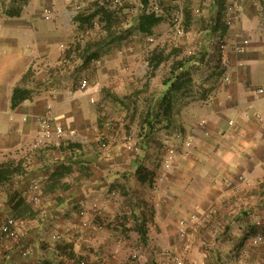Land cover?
I'll return each mask as SVG.
<instances>
[{"label": "crops", "instance_id": "crops-1", "mask_svg": "<svg viewBox=\"0 0 264 264\" xmlns=\"http://www.w3.org/2000/svg\"><path fill=\"white\" fill-rule=\"evenodd\" d=\"M22 1L25 6L2 5L0 12V162L21 168L9 186H0V213L18 222V239L0 236V264H56L65 253L92 264L97 257L131 264L124 251L111 256L118 242L136 246L138 264H162L178 253L184 264H264V241L251 242L255 222H264V94L255 93L264 88V0H241L229 27L222 22L223 0H181L182 36L165 20L161 7L168 0H121L115 9L108 0ZM153 4L161 20L150 33L141 31L138 18ZM43 6L53 9L48 20L42 17ZM102 6L116 23H106L98 10ZM187 10L197 17L188 18ZM91 13L92 24L97 23L79 27L77 15ZM218 33L231 44L239 36L249 39L241 54L229 51L226 84L217 82L219 53L209 40ZM60 44L71 45L72 51ZM154 50L168 59L150 74ZM198 50L202 58L185 64L192 67L188 91L170 92L171 116L153 128L145 125V115L164 111L171 61ZM93 58L102 64L91 63ZM83 77L88 85L80 89ZM15 87L26 93L12 105ZM47 105L63 134L33 148L35 118ZM128 127L137 133V152L121 145ZM175 133L190 146L174 140ZM103 138L105 150L99 147ZM167 138L177 152L153 191ZM67 143L79 147L71 151ZM35 179L40 186L32 201L28 195ZM94 204L110 221L102 231L80 226L82 220H98ZM194 213L205 215L206 222L190 220ZM181 219L187 250L178 234ZM124 227L128 230L121 232ZM56 233L60 237L52 239ZM21 249L26 256L21 257Z\"/></svg>", "mask_w": 264, "mask_h": 264}, {"label": "built area", "instance_id": "built-area-1", "mask_svg": "<svg viewBox=\"0 0 264 264\" xmlns=\"http://www.w3.org/2000/svg\"><path fill=\"white\" fill-rule=\"evenodd\" d=\"M22 1V0H21ZM19 2V4L23 7L25 6V2ZM175 6V10L172 12L170 16V23L172 31L177 36H182L184 34L183 30V20H184V12L183 8L180 6L181 0H172ZM223 10H222V22L229 27L232 24L233 21V15L236 13V11L239 9L241 0H223ZM10 0H0V12L2 11V7L6 6ZM109 6L113 9L118 8L121 5V0H108ZM3 5V6H2ZM76 9L80 8L77 4ZM153 11L159 10V6L156 4L152 5ZM129 12L133 13L134 8H129ZM195 12H199L200 9L196 8L194 10ZM53 14V9L50 6H43L42 8V17L46 20L50 19ZM97 22L94 21L93 25H95ZM153 37L149 36L148 40L150 42L153 41ZM210 43L216 47L218 53H219V73L217 76V82L219 84H226L230 81V71L232 68V62L231 58L229 56V51L232 50L236 54H241L244 51L245 46L248 45L249 39L244 36H239V39L236 43L231 44L224 34H215L210 39ZM60 48L63 50H67L70 48L69 44H60ZM91 63L101 65V60L99 58H93L90 60ZM88 85V79L86 77H83L79 81V88L84 89ZM255 93L257 95L264 94V88L258 87L255 89ZM92 101V100H91ZM247 118H249V114L245 115ZM36 124H37V134L35 141L33 143V148L39 147L41 145H45L48 141L52 139H58L63 134V128L60 124H57L54 121V117L51 114V108L50 105L46 106V110L41 115L36 116L35 118ZM173 139L176 141H179L184 146H190V140L183 137L180 133H175L173 136ZM120 142L122 147L131 152H137L140 148V142L136 136L130 133H123L120 137ZM165 146H166V152L164 155V158L161 163V174L153 178L151 182V188L153 191H156L158 189V181L162 178L163 173L170 169L172 166V162L174 160V157L176 155V147L171 142V139H165ZM99 147L102 150L107 149L108 142L106 141H100ZM40 186V179H35L32 181L30 189L31 193L28 195V198L32 201L37 199L36 192L38 191ZM92 212L95 219L94 221H88V220H82L80 226L83 228H87L93 232L96 231H102L105 229V227L108 225L107 223H110V221H106L104 219V211L100 206H97L94 204L92 206ZM86 211L82 208L79 210V215L84 216ZM207 217L204 215L201 217L200 214L194 213L191 214L190 220L193 222L195 221L196 224L199 225V223L206 222ZM18 222L17 219L9 214H3L0 213V236L5 239H12L16 240L18 239ZM256 231L252 236V244L258 245L264 241V222L261 220H257L255 222ZM178 234L182 241L184 242V250L188 249L189 246V237L187 236L186 232V221L185 219H181L178 222ZM52 239H58L60 237L59 233L53 234ZM123 252V247L119 244H116L112 250H111V256H116L119 253ZM27 250L21 249L20 255L21 257L26 256ZM126 259L131 264H138L140 260V252L137 250H130L125 253ZM59 264H92L85 258H74L72 256H69L67 253L61 255V259ZM93 264H113L110 260H108L106 257H97L95 262ZM162 264H184L183 260V253L173 254L168 256V258L162 262Z\"/></svg>", "mask_w": 264, "mask_h": 264}, {"label": "trees", "instance_id": "trees-1", "mask_svg": "<svg viewBox=\"0 0 264 264\" xmlns=\"http://www.w3.org/2000/svg\"><path fill=\"white\" fill-rule=\"evenodd\" d=\"M20 0H10L8 4L16 3L18 4ZM103 19H105L107 24L116 23V19L112 17L111 12L108 8L99 7L98 9ZM94 13L86 14V15H77L76 20L79 22V27L83 24H86V26L90 27L93 21ZM115 20V21H114ZM161 20V17L155 14V11H149L143 13L138 18V24L137 27L139 30L144 32H151V27L158 23ZM177 36V35H176ZM67 52L72 51V47L70 45V48L66 50ZM173 54H176L175 52H172ZM200 50L194 53H184L180 55L179 58H175L171 61L169 64V70L167 71L168 74L172 75V81L169 85V91L170 92H184L188 91V86L191 84L192 81V72H191V66H185L187 63H191L197 59L202 58L200 55ZM92 57V56H90ZM168 57L164 55L161 51L154 50L151 54V56L148 59L150 74H153L155 69H157L158 65L164 61L167 60ZM171 80L170 78L166 79V81ZM201 86V85H198ZM26 90L21 87H15L13 90L11 103L12 105H15L18 103L25 95ZM171 94L165 95L162 104H165L163 113L155 112L154 114H148L144 116L143 122L145 125L149 126L150 128H153L155 123H157L159 120H161L162 117L167 119V117L171 116L170 114H167L171 103L174 101ZM160 114V115H159ZM142 136L141 131L138 132V137ZM66 148H70L71 151L75 147H79V145L73 144V143H67ZM21 172L20 163H14V162H0V186L4 187V189L9 186V183L15 175H18ZM3 189V190H4ZM59 247V246H58ZM56 264H59L56 263Z\"/></svg>", "mask_w": 264, "mask_h": 264}, {"label": "rangeland", "instance_id": "rangeland-1", "mask_svg": "<svg viewBox=\"0 0 264 264\" xmlns=\"http://www.w3.org/2000/svg\"><path fill=\"white\" fill-rule=\"evenodd\" d=\"M168 1H170V4H168V5H166V6H164L163 5V7H161V9H162V11H163V13H164V16H165V20H166V22L169 24V26H171V23H170V16H171V14H172V12L175 10V6H174V3H171V0H168ZM173 2V1H172ZM186 14H187V17L188 18H193L194 16L195 17H197L196 15H191V11L190 10H187L186 11ZM200 18V17H199ZM184 20H185V18H184ZM184 20H183V22H184ZM115 21V20H114ZM175 36V35H174ZM176 37V36H175ZM176 38H178V37H176ZM217 54H215V57H216V60H217V56H216ZM196 73H198V72H196ZM206 88V87H205ZM207 88H209V87H207ZM116 127V126H115ZM123 127H125V126H123ZM128 129H130L129 127L127 128V129H125L124 131H125V133H130V134H133L134 132H132V130L130 129V131H128ZM135 135L137 134L136 132L134 133ZM103 140L105 141L106 139H104L103 138ZM103 140H101V141H103ZM122 221H124L123 219L121 220V222ZM118 225H120V223H118ZM109 227V226H108ZM109 228H112V229H114V228H116V227H114V226H112V227H109ZM124 230H128L127 229V227H124L123 229H121V232H123ZM117 244H119V245H121L122 247H123V251H124V253H126L127 251H130V250H127L126 249V246H128V247H130V246H134V244L133 245H131V244H125V245H123L121 242H118ZM135 248V249H134ZM134 250H137V251H139L137 248H136V246H134ZM141 255V254H140Z\"/></svg>", "mask_w": 264, "mask_h": 264}]
</instances>
